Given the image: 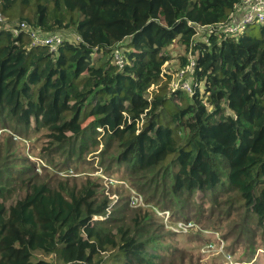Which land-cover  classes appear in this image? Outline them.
<instances>
[{"label": "trees", "instance_id": "1", "mask_svg": "<svg viewBox=\"0 0 264 264\" xmlns=\"http://www.w3.org/2000/svg\"><path fill=\"white\" fill-rule=\"evenodd\" d=\"M239 1L0 0L8 21L80 39L53 54L0 29V127L21 138L41 133L46 161L60 171L98 141L106 155L114 145L113 165L162 171L175 200L201 194L212 208L223 200L227 214L243 211L255 254L264 247V23L257 36L194 38L196 26L227 20ZM174 43L185 48L182 67L195 57L191 96L161 81ZM115 50L123 69L111 63ZM15 136L0 150V264H53L37 255L54 264H173L165 255L175 247L146 230L144 217L86 225L110 204L98 186L42 175L28 158L10 162Z\"/></svg>", "mask_w": 264, "mask_h": 264}, {"label": "rangeland", "instance_id": "2", "mask_svg": "<svg viewBox=\"0 0 264 264\" xmlns=\"http://www.w3.org/2000/svg\"><path fill=\"white\" fill-rule=\"evenodd\" d=\"M1 29V28H0ZM259 26L248 28L246 33L257 36ZM67 32L66 36L73 42V30H60ZM204 34L203 32H201ZM170 61L162 68V82L167 81V90L173 92L176 84L175 75L182 67L181 59L185 57L183 45L174 43L166 49ZM158 86L152 85L150 91H155ZM184 92V91H183ZM88 122V121H87ZM87 122L84 124L86 125ZM100 133L101 130L97 129ZM15 136L7 129L0 127V150L6 151L4 138ZM13 138V137H12ZM14 140V141H13ZM7 144L6 152L9 161L28 158L37 168L38 173L45 176L56 174L58 178H75L77 182L90 178L98 186L100 194L98 199L104 197L110 202L105 216H94L85 224L91 222H106L112 215L124 217L127 223L134 221L136 216L145 218L146 230L156 231L175 247L167 262L173 264H256L258 258L264 255V247H260L254 254L253 249H248L249 243L253 245L250 229L251 222H246L243 232V211L234 210L225 212L221 200L220 205L212 208L209 197L201 194L193 195L187 200H175L169 192L168 183L162 178L163 172L157 175L153 172L131 173L125 166H117L110 162V156L115 152V146L108 147L107 155L103 153V142H99L84 154L73 167L60 171L46 161L47 152L45 139L41 133L31 134L29 138L17 137ZM90 146V147H91ZM57 156V155H56ZM155 174V175H154ZM154 175V176H153ZM153 176V178H152ZM152 178V180H151ZM169 179V177H166ZM136 201V205H134ZM111 220V218H110ZM243 232V233H242ZM248 244V246H247ZM259 245V243H256ZM259 253L257 257V253ZM179 253L178 255H176ZM54 264L53 256H39Z\"/></svg>", "mask_w": 264, "mask_h": 264}, {"label": "built area", "instance_id": "3", "mask_svg": "<svg viewBox=\"0 0 264 264\" xmlns=\"http://www.w3.org/2000/svg\"><path fill=\"white\" fill-rule=\"evenodd\" d=\"M233 8V12L228 19L221 23L208 26H196L195 40L207 42V38L211 34L219 37H237L245 32L248 27L259 26L264 23V0H240ZM0 28L8 31L14 37L25 34L30 37L31 46L46 47L53 54L57 52L58 48L65 41L77 43L80 40L75 33L73 34V42H71L66 36L67 32L44 33L33 29L24 21H8L1 13ZM111 63L118 69H123L126 61L121 50H115L111 54ZM194 66L195 57L189 53L187 64L177 70L175 75L176 84H174L172 91L181 89L190 96L193 95L194 85L192 73ZM133 204L136 205V201Z\"/></svg>", "mask_w": 264, "mask_h": 264}]
</instances>
